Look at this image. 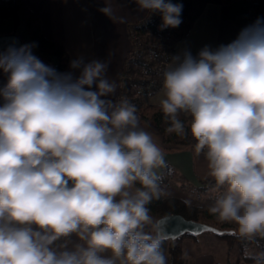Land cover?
I'll return each mask as SVG.
<instances>
[{
  "label": "clouds",
  "instance_id": "clouds-1",
  "mask_svg": "<svg viewBox=\"0 0 264 264\" xmlns=\"http://www.w3.org/2000/svg\"><path fill=\"white\" fill-rule=\"evenodd\" d=\"M134 2L162 28L182 23V4ZM35 46L0 52V264H167L148 207L165 195L162 148L134 104L106 99L117 87L107 61L80 56L58 72ZM162 93L166 132L190 136L208 162L210 214L244 241L264 239V19L227 45L172 56ZM245 256L264 264V251Z\"/></svg>",
  "mask_w": 264,
  "mask_h": 264
},
{
  "label": "crops",
  "instance_id": "crops-1",
  "mask_svg": "<svg viewBox=\"0 0 264 264\" xmlns=\"http://www.w3.org/2000/svg\"><path fill=\"white\" fill-rule=\"evenodd\" d=\"M253 1L264 4V0H236L229 4H225L224 0H194L187 35L176 44L174 55L188 49L195 56L205 45L215 49L221 44L231 43L243 28L250 25ZM26 3L40 20L43 34L64 44L70 58L66 72L73 71L70 62L80 56L86 63L93 59L108 62L106 76L117 87L115 93L106 99L118 103L122 72L132 49L129 28L135 22L145 19L149 13L139 11L134 0H26ZM106 5L113 10L111 18L101 11ZM14 29L12 19H0V35L11 34ZM17 32L26 44H32L25 16H21ZM53 62L56 64L57 59L54 58ZM75 74L78 75V70ZM6 83L7 75L0 71V87ZM162 95L161 84L160 90L146 98V101L159 104ZM2 103L0 100V105ZM151 135L165 154L166 167L170 166L175 171L174 181L169 185H162L165 196L181 198L190 205L209 208L214 203L216 194L213 196L214 193L210 194V190L200 197L192 194L194 188L202 186V181L213 179L208 174L205 156L197 155L194 148L166 144L162 136ZM166 167L157 170L160 176ZM146 231H150L149 228ZM207 240L212 239L205 234L200 235L197 240L185 237L183 247L186 256L194 264H226L227 247L218 252L216 247L204 244L203 241ZM77 242L79 241L75 235L68 241L69 246ZM219 242L222 241L217 243ZM162 249L168 264V242L163 241Z\"/></svg>",
  "mask_w": 264,
  "mask_h": 264
},
{
  "label": "trees",
  "instance_id": "trees-1",
  "mask_svg": "<svg viewBox=\"0 0 264 264\" xmlns=\"http://www.w3.org/2000/svg\"><path fill=\"white\" fill-rule=\"evenodd\" d=\"M234 1L236 0H224V3L229 4ZM166 2L182 4V23L176 28H162L161 14L154 12L149 13L145 19L130 26L129 37L131 36V31L135 30L138 40L137 45L132 42V49L122 72V88L118 101L127 99L131 104H134L137 108V115L140 117L141 127L150 134L162 136L166 144L194 148L195 141L190 136L181 138L174 133H167L166 129L169 127V122L165 121L159 104H150L145 101V98L154 95L160 90L163 72L171 61V57L174 56L175 46L187 35L188 21L194 5V0H166ZM21 16H25L32 44L36 45L33 48L34 54L48 61V65L55 68L58 72H66L70 58L64 44L43 34L40 20L28 6L26 0H0V19H12L14 21L15 29L13 33L18 34L17 29ZM257 18L264 19V4L259 1H253L250 25ZM138 43L141 45V49L138 48ZM54 58L57 59L56 64L53 62ZM159 75L160 85L145 89L148 79L159 77ZM180 118L182 120L185 119L183 115ZM174 172V169L170 166L164 169L161 174V187L174 181ZM214 185V180L209 179L202 181V186L199 189L194 188L193 190L206 192L208 188H213ZM148 207L154 221L171 214H180L187 219L225 230L226 233L218 237L228 245V262L226 264L254 262L245 256V247L253 254L264 251V239L257 238V242L249 243L238 238L232 231L235 226L231 223L218 221L214 215L210 214L209 208L190 205L181 198L167 197L165 195L158 200L154 199ZM185 237H192L197 240L199 236L187 234L176 240L166 241L168 242V264H194V261L190 260L185 254L183 247ZM235 251H237L238 256L235 259H231Z\"/></svg>",
  "mask_w": 264,
  "mask_h": 264
},
{
  "label": "water",
  "instance_id": "water-1",
  "mask_svg": "<svg viewBox=\"0 0 264 264\" xmlns=\"http://www.w3.org/2000/svg\"><path fill=\"white\" fill-rule=\"evenodd\" d=\"M13 42H16L17 47L26 44L23 39L16 33L0 35V52L6 50L7 47ZM37 57L46 65L49 64L48 61L42 59L39 56ZM157 222H159L161 233L164 236V241L176 240L180 237H184L187 234L200 236L206 233H212L216 236H222L226 233L225 230L206 223L187 219L180 214H171L168 216H164L158 219Z\"/></svg>",
  "mask_w": 264,
  "mask_h": 264
},
{
  "label": "rangeland",
  "instance_id": "rangeland-1",
  "mask_svg": "<svg viewBox=\"0 0 264 264\" xmlns=\"http://www.w3.org/2000/svg\"><path fill=\"white\" fill-rule=\"evenodd\" d=\"M145 101H146V98H145ZM147 102V101H146ZM212 188H208V190H206V193L203 191V190H193L192 191V194H194V196H203L204 194H207L208 191L210 190L211 191ZM210 194L211 193H214L213 196L217 193L211 191L209 192ZM206 236H208L210 239H212L211 241L207 240V241H203L205 245L209 246L211 245L212 247H216L215 249L218 251V252H221L222 250H224V247H228V245L223 241V240H217L219 238H217L215 236V234H212V233H207L205 234ZM218 241H222V242H219L217 243ZM217 244V245H216ZM238 256L237 255V251L234 252V255L232 256L231 259H235V257Z\"/></svg>",
  "mask_w": 264,
  "mask_h": 264
},
{
  "label": "built area",
  "instance_id": "built-area-1",
  "mask_svg": "<svg viewBox=\"0 0 264 264\" xmlns=\"http://www.w3.org/2000/svg\"><path fill=\"white\" fill-rule=\"evenodd\" d=\"M131 41L132 42H135L136 43V45H137V40H138V37H137V35H136V31L135 30H132L131 31ZM138 48L139 49H141L142 47H141V45L138 43ZM160 75H159V77L157 76V77H155V78H151V79H148V84H147V86L145 87V89H147V88H150V87H157V86H159L160 85ZM120 98H123V97H120Z\"/></svg>",
  "mask_w": 264,
  "mask_h": 264
}]
</instances>
